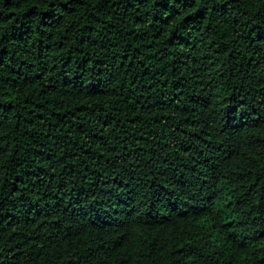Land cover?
<instances>
[{
  "label": "trees",
  "instance_id": "trees-1",
  "mask_svg": "<svg viewBox=\"0 0 264 264\" xmlns=\"http://www.w3.org/2000/svg\"><path fill=\"white\" fill-rule=\"evenodd\" d=\"M0 264H264V0H0Z\"/></svg>",
  "mask_w": 264,
  "mask_h": 264
}]
</instances>
